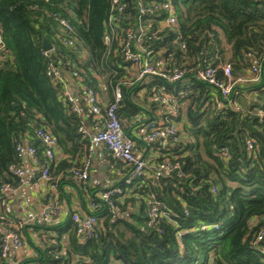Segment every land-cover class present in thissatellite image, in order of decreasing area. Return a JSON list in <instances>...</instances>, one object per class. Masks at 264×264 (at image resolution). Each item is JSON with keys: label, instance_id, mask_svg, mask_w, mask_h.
Here are the masks:
<instances>
[{"label": "trees", "instance_id": "trees-1", "mask_svg": "<svg viewBox=\"0 0 264 264\" xmlns=\"http://www.w3.org/2000/svg\"><path fill=\"white\" fill-rule=\"evenodd\" d=\"M150 1L120 0L121 26L134 31L139 15L137 2L147 5ZM171 1L177 32L165 28L150 44L156 51L171 53V65L183 71L181 80L168 85L179 107L178 116L168 120L178 128L183 121L185 137L181 139L178 129L175 144H150L167 155L155 162L149 180L141 175L129 185L119 182L113 186L124 191L123 197L112 199L114 211L98 197H89L83 204L86 210L90 203L98 205L91 213L97 219L96 239L80 242L70 218L52 225L35 224L42 231L41 246L36 247L30 262L264 264V255L259 251L264 249V237L255 241L264 231V115H259L264 112V0ZM111 3L112 0H0V31L5 47L0 59V185H18L9 169L22 166L15 148L26 143L35 148L38 166L48 168L52 182L60 190L59 201L64 198V184L79 193H92L82 181L73 179L72 169L81 166L88 145L80 127L92 126L95 131L98 122L94 123L79 99L81 113L73 110L63 86L46 76L50 64L62 69L68 83L73 80L85 85L108 100H112L113 90L118 87V115L122 121H157L152 115L157 105L147 108L136 101L139 91H148V85L130 84L129 63L113 52L115 43L109 52L103 44ZM163 17L164 12L159 11L143 19L156 28ZM58 19L72 27L76 38L72 47H64L59 41L66 35ZM44 39L53 48L47 56L42 55ZM179 43L184 44L183 51ZM81 50L85 53H79ZM253 61L260 68L257 81L236 83L228 102L213 85L195 75L197 70L212 67L217 78L225 80L222 67L229 65L233 81L247 76L250 79ZM150 82L162 83L155 77ZM101 85L106 88L104 94ZM219 101L223 107L218 109L215 104ZM147 111L152 117L148 121L142 117ZM37 129L52 134L66 159L55 163L44 157L34 135ZM249 140L254 142L251 151ZM166 160L176 164L178 172L168 176L158 172L157 166ZM125 171L130 172V167ZM150 195L166 207L169 218H158L149 226ZM2 242L0 234V250ZM0 264H5L1 256Z\"/></svg>", "mask_w": 264, "mask_h": 264}, {"label": "built area", "instance_id": "built-area-1", "mask_svg": "<svg viewBox=\"0 0 264 264\" xmlns=\"http://www.w3.org/2000/svg\"><path fill=\"white\" fill-rule=\"evenodd\" d=\"M120 0H112L110 7V15L107 21L104 23L105 32L103 35V44L110 51L112 44L115 43V50L113 52L119 53L123 57L125 62H128L132 73L130 84L148 85L149 89H141L140 92L144 94V98L149 103L155 104L162 111V117L157 121H152L146 124H141L144 129V135L141 141L151 144L159 143L161 146H168L169 144H175L178 141V127L173 120L178 116V103L176 98L168 90V85L173 84L183 77V71L181 69H175L171 65L172 54L166 53L165 50H155L150 43L158 38L161 30L168 28L170 31H176L175 11L171 0H163L162 3L156 0H151L147 5L142 2H137L139 15L137 16L136 28L134 31L124 29L121 26L123 19L121 17ZM163 11V21H160L156 28L152 27V23L144 17H150L152 13ZM59 25L62 28V33L66 35L65 40L59 38V41L64 47H72L76 38L70 24L63 20L58 19ZM147 46H143V45ZM178 48L183 51L185 49L184 44L179 43ZM43 49L42 55L47 56L50 51ZM5 52L4 43L1 37L0 31V59ZM79 53L84 54L85 51L81 50ZM250 57V56H249ZM250 74L253 76L250 79L238 78L233 81L231 76V67L225 65L222 67V73L225 80L217 78L216 70L212 67H206L196 71V77L200 81L213 85L220 93V96L225 98L233 92V87L236 83L246 81H257L260 68L257 63L253 61L250 69ZM46 76L53 83H60L64 89V96L68 102L72 104L73 110L81 113V107L78 105L80 100L88 115H91L94 121H97V129L93 133H89L87 128L80 127L79 131L88 138V145L86 148V155L80 167L72 169L73 179L81 182L88 178L90 168V154L92 153L96 145L103 146L115 161L124 163L130 167L128 177L124 183L129 185L131 181L144 174L147 161L143 158L141 153L135 150L132 139L124 132V126L121 117L118 115V104L121 100V92L118 87L113 90L112 100H108L106 96H99L93 89L75 83L73 80L66 81L63 77L62 69L54 67L50 64L46 70ZM155 77L159 79L161 84H151L150 78ZM80 88L82 91H80ZM103 94L106 91L105 86L101 85ZM81 92V96L75 92ZM142 96L138 93V99L141 100ZM79 99V100H78ZM215 106L219 109L223 107L221 101L216 102ZM237 109V106H235ZM262 117L264 112H259ZM35 138L39 141L42 147V152L45 158L54 159L55 153L58 150L57 143L52 134L44 129H37L34 133ZM248 150L251 151L254 148V142L248 141ZM16 156L20 161L28 160L35 170L26 172L21 167H10L9 171L13 177L18 179V185L16 187L10 184L0 185V196L13 193L19 187H26L28 192L37 193L41 191L43 186H46L50 193H54L57 189L56 184L52 182L47 167H39L36 159V150L34 147L20 143L16 146ZM178 166L171 163L169 160L163 161L157 166V171L163 176H168L172 172H178ZM123 197L124 191L120 187H113L105 192L101 193L99 201L108 206L110 211L115 210V205L112 199L115 197ZM52 202L39 214L33 211H26L24 219L11 221L7 218L5 213L1 210L0 206V226L4 228L5 235L3 236V242L0 250V256L2 259L7 257L9 246L12 245L15 248H21L24 244L23 236L21 234L22 229L26 225L41 222L43 224L52 225L59 222L62 212L64 211V205L61 201L52 197ZM149 199V226L155 223V220L162 218H169L166 212V207L156 201L153 195L148 197ZM3 203V199L0 204ZM98 205L93 203L89 204L90 214H79L72 212L70 214V221L73 224L75 235L80 242L97 238V219L91 214ZM204 229L205 227H201ZM217 227L215 226V229ZM180 233L177 234V237ZM264 237V231H262L256 237V243L261 241ZM260 253L264 255V249H259Z\"/></svg>", "mask_w": 264, "mask_h": 264}, {"label": "crops", "instance_id": "crops-1", "mask_svg": "<svg viewBox=\"0 0 264 264\" xmlns=\"http://www.w3.org/2000/svg\"><path fill=\"white\" fill-rule=\"evenodd\" d=\"M249 78L248 76L246 77ZM75 94L81 96V93L76 91ZM162 111L157 107V109L152 111L153 119H160L162 116ZM147 121L151 119V114L149 111L145 112L142 116ZM94 121V119H93ZM123 126L133 143L135 150L138 153H141L147 161V171L144 172L143 178L144 180H149L153 173V167L155 162L161 157H165L167 154L161 150V148L157 147L155 144H144L141 141L144 135V129L141 124L136 120L133 122L122 121ZM95 123V121H94ZM89 133L94 132V128L87 127ZM144 144V145H143ZM66 159L62 156L61 151L57 150L54 156L55 163H59L60 161ZM22 166L26 170V172H31L34 169L33 165L28 160H23ZM90 168L88 173V178L85 181H82L83 185L88 188L92 193H89L87 190L79 193L77 190L71 188L70 186L64 184L62 187L64 198L62 197L61 202L64 205V211L60 217L59 222L64 221L66 218L70 217L72 212H77L79 214L85 215L89 214L88 209L86 210V204L90 196L99 197L100 193H103L109 187H113L117 183H122L128 177L129 171H125L127 166H122L123 164L117 163L109 152L101 145H96L90 154ZM61 193L58 188L54 193H50L46 186H43L41 191L37 193L28 192L26 187H19L13 193L6 194L3 199V203L0 204L1 210L5 213L8 219L11 221L24 219L26 211H33L35 213H40L49 206L52 202V197L56 200H60ZM65 197L69 198V201H66ZM131 210V209H129ZM128 215V214H127ZM118 217H123V214H119ZM58 222V223H59ZM41 223L36 221V223L26 225L22 229V236L24 244L21 248H15L10 245L7 257L4 259L5 264H34L30 262L32 258L35 257V249L36 247H40V239L42 231H38L36 229L35 224ZM0 234L2 236L5 235L4 228L0 226Z\"/></svg>", "mask_w": 264, "mask_h": 264}, {"label": "rangeland", "instance_id": "rangeland-1", "mask_svg": "<svg viewBox=\"0 0 264 264\" xmlns=\"http://www.w3.org/2000/svg\"><path fill=\"white\" fill-rule=\"evenodd\" d=\"M139 94L142 96V98H141V100L140 99H138V98H136V101L138 102V103H141L143 106H145V107H149V105L151 104V103H149L148 102V100H146L145 98H144V94L143 93H141L140 91H139ZM182 124H183V121H182V123L181 124H179V132H180V137H181V139L182 138H184L185 137V135H184V131H183V127H182ZM124 132L125 133H127V131L124 129ZM186 141V140H185Z\"/></svg>", "mask_w": 264, "mask_h": 264}, {"label": "water", "instance_id": "water-1", "mask_svg": "<svg viewBox=\"0 0 264 264\" xmlns=\"http://www.w3.org/2000/svg\"><path fill=\"white\" fill-rule=\"evenodd\" d=\"M42 48L44 49V50H46V51H49L50 49H51V46H50V44L44 39V40H42Z\"/></svg>", "mask_w": 264, "mask_h": 264}]
</instances>
